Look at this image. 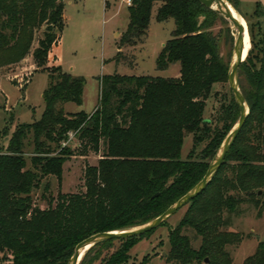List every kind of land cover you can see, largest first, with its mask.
I'll return each mask as SVG.
<instances>
[{"label":"trees","instance_id":"1","mask_svg":"<svg viewBox=\"0 0 264 264\" xmlns=\"http://www.w3.org/2000/svg\"><path fill=\"white\" fill-rule=\"evenodd\" d=\"M65 1L0 0V68L32 53L36 68L50 72L41 118L18 124L0 151V264H69L83 239L143 225L160 216L204 178L241 115L233 94L222 104L216 120L205 117L214 86L229 82L230 65L210 31L222 15L198 0H132L130 23L119 43L117 59L124 46H135L148 35L153 7L161 3L157 21L173 18L176 28L158 56L157 68L165 70L179 63V77L103 75L99 106L92 113L67 112L64 104H83L86 79L65 72L62 66L47 68L66 27ZM228 1L238 6L239 0ZM41 28L43 35L33 49ZM238 75L250 114L219 172L187 204L184 219L170 229L167 259L171 264H232L228 246L245 239L228 228L232 215L246 201L260 203L264 25L257 42L252 36V47ZM71 134L78 148L68 144ZM189 134L193 148L183 160L181 150ZM27 141L33 144L31 168L24 153ZM101 151L98 163L86 167L85 191L63 192L64 164L75 155ZM49 176L58 179L60 190L47 208H41L32 193ZM49 188L44 185V191ZM152 231L121 240L124 245L106 264L126 263L136 240ZM196 240L200 241L197 247ZM243 264H264V241Z\"/></svg>","mask_w":264,"mask_h":264},{"label":"rangeland","instance_id":"2","mask_svg":"<svg viewBox=\"0 0 264 264\" xmlns=\"http://www.w3.org/2000/svg\"><path fill=\"white\" fill-rule=\"evenodd\" d=\"M69 1H65L67 20L64 36L59 47L52 51L47 64V68L62 66L65 72L86 79L83 104L68 102L64 104L67 112L92 113L99 106L102 90L99 78L103 75L119 73L174 76L177 69L173 64L169 69L157 68L158 56L176 28L173 18L164 22L157 21V10L161 3H156L153 7L148 35L135 46H124L122 55L117 59L119 43L130 23L128 0ZM229 3L245 20L247 47L243 58H246L252 47V36L254 35L257 42L264 25L263 4L261 0H239L238 6ZM233 24L222 15L210 27V31L218 39L220 53L229 65L233 61V49L238 36V30ZM43 31L44 28H41L36 32L33 49L38 45ZM176 65L180 66L179 63ZM49 74L48 69L36 68L32 53L19 63L0 68V151L6 146L18 124L31 123L41 118L45 109V91L50 84ZM24 86L26 88L22 90ZM232 96L229 82L216 84L207 100L205 117L216 120L222 104L228 102ZM26 143L24 153L28 167L31 168L33 144L32 141ZM68 144L72 148L79 146L73 134L70 135ZM192 148L193 135L189 134L183 143L181 159H188ZM102 154V151L98 154L92 152L88 156L75 155L70 158L64 164L62 191H85L86 167L96 165ZM46 184L50 187L47 192L44 191ZM262 189L259 204L246 201L241 204L239 213L232 215L228 228L243 234L245 238L239 244L228 246L232 254V264H243L249 255L255 253L259 242L264 241V188ZM59 190V182L55 176L44 178L40 188L32 193L35 205L47 208L50 205L49 199L56 198ZM188 210L189 205H186L149 235L137 239L129 251V260L124 264H140L145 259L146 264H171L167 259L171 250L170 229L184 219ZM188 234L194 236L192 231H188ZM199 243V240L194 241L196 247ZM123 245L121 240L116 239L109 246L94 247L79 264H106Z\"/></svg>","mask_w":264,"mask_h":264},{"label":"water","instance_id":"3","mask_svg":"<svg viewBox=\"0 0 264 264\" xmlns=\"http://www.w3.org/2000/svg\"><path fill=\"white\" fill-rule=\"evenodd\" d=\"M202 4L206 5V7L217 11L220 15L230 20L235 28L238 30V36L236 37L234 49H233V61L229 68V84L231 89H233V94L235 99L240 107L241 115L237 122V124L233 127L230 133L227 135L225 140L223 141L221 147L219 148L217 154L215 155L214 159L212 160L209 170L207 171L204 178L187 194L181 197L177 202L171 205L163 214L160 216L148 221L143 225H139L136 227L122 229V230H114V231H107L94 234L89 236L86 239H83L77 246L76 250L69 262V264H79L80 261L83 259L84 255L87 251H89L92 247L96 246L97 244L108 241V240H126L133 237H139L143 234L155 230L159 226L166 223L174 214H176L181 208L185 207L191 200L199 196L214 178V176L219 172V169L224 164L226 160V156H228V152L230 151L231 147L233 146L235 139L240 134L241 130L243 129L247 118L250 114V109L245 99V96L241 90L239 84V67L241 63L246 59L243 58V51L245 49V34L246 28L243 25V22L235 17L231 11L230 3L228 0H198ZM262 4L264 5V0H261ZM204 17H201V21ZM260 193H262L260 191ZM159 193L155 194L158 196ZM208 262V259H206Z\"/></svg>","mask_w":264,"mask_h":264},{"label":"crops","instance_id":"4","mask_svg":"<svg viewBox=\"0 0 264 264\" xmlns=\"http://www.w3.org/2000/svg\"><path fill=\"white\" fill-rule=\"evenodd\" d=\"M73 1L72 0H70L69 1V3H72ZM66 8V7H65ZM65 15V14H64ZM65 20H67V18H66V15H65ZM65 30H66V27H65ZM65 30H64V32H65ZM63 32V33H64ZM63 36H64V34L62 35V38H63ZM62 38H61V41H62ZM61 41H60V43H59V45L61 44ZM59 45L57 46V47H59ZM55 59V58H54ZM50 60V59H49ZM175 66V68L177 69V71H175V73H174V76H172V77H179L180 76V66H178V65H176V64H173V67ZM169 69V68H168ZM132 75H135V74H132ZM144 75V74H143Z\"/></svg>","mask_w":264,"mask_h":264},{"label":"bare ground","instance_id":"5","mask_svg":"<svg viewBox=\"0 0 264 264\" xmlns=\"http://www.w3.org/2000/svg\"><path fill=\"white\" fill-rule=\"evenodd\" d=\"M230 8H231V11H232V13H233V15L235 16V17H237L239 20H241L242 22H243V25H245V20L243 19V17L238 13V11L233 7V6H231L230 5ZM245 47H247V42L245 41ZM246 50L244 49V51L243 52H245Z\"/></svg>","mask_w":264,"mask_h":264},{"label":"built area","instance_id":"6","mask_svg":"<svg viewBox=\"0 0 264 264\" xmlns=\"http://www.w3.org/2000/svg\"><path fill=\"white\" fill-rule=\"evenodd\" d=\"M127 4L131 5L132 4V0H128Z\"/></svg>","mask_w":264,"mask_h":264}]
</instances>
